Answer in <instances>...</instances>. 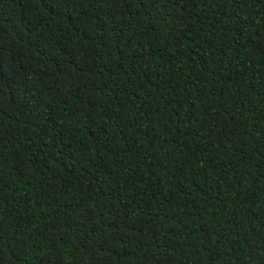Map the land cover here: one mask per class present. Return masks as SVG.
Returning <instances> with one entry per match:
<instances>
[{
	"label": "trees",
	"instance_id": "trees-1",
	"mask_svg": "<svg viewBox=\"0 0 264 264\" xmlns=\"http://www.w3.org/2000/svg\"><path fill=\"white\" fill-rule=\"evenodd\" d=\"M0 264H264V0H0Z\"/></svg>",
	"mask_w": 264,
	"mask_h": 264
}]
</instances>
